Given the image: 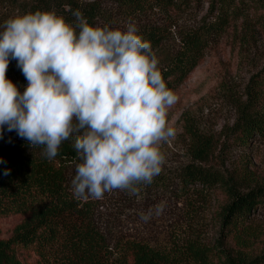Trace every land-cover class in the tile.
Here are the masks:
<instances>
[{"label": "trees", "instance_id": "1", "mask_svg": "<svg viewBox=\"0 0 264 264\" xmlns=\"http://www.w3.org/2000/svg\"><path fill=\"white\" fill-rule=\"evenodd\" d=\"M112 1L117 18L133 20L153 8L187 11L205 2ZM249 2L253 5L252 13ZM256 2L207 0L208 10L201 24L181 36L179 50L160 68L167 87L172 91L179 87L204 58L210 42L232 25L239 22L245 33L264 29V12L257 14ZM17 9L21 13L55 11L72 24H75L72 12L77 9L92 26H97L98 21L110 25L114 20L96 3L86 6L78 5L76 0H0V23ZM138 29L154 52L168 39L166 30L158 25L147 24ZM6 77L25 79L16 60L10 58ZM247 96L233 127L244 144L256 132L264 136V117L250 113L253 94L248 92ZM73 143L74 140L64 142L59 154L51 160L43 155L42 146L30 147L24 138L0 146V216L16 214L21 218L10 237L0 239V264H23L24 255H35L36 264H264V254L254 255L257 230L250 221V214L264 204V187L238 192L232 182L211 166L189 165L175 177L161 172L152 184L142 186L139 196L133 197L144 198L160 192L188 196L198 186L224 187L230 191V203L219 212V237L205 241L194 227L187 228L183 238L172 240L167 247L152 245L132 235L118 238L108 232V237L95 221L91 203L75 199L71 192V179L75 175L72 161L76 157ZM196 154L199 161L205 162L212 153L203 148Z\"/></svg>", "mask_w": 264, "mask_h": 264}, {"label": "clouds", "instance_id": "2", "mask_svg": "<svg viewBox=\"0 0 264 264\" xmlns=\"http://www.w3.org/2000/svg\"><path fill=\"white\" fill-rule=\"evenodd\" d=\"M72 15L75 24L55 11L17 9L0 23V133L6 126L30 147L42 146L49 160L74 140L77 200L114 191L139 196L166 164L177 97L134 21L122 30L92 26L79 9ZM10 58L27 81L22 93L6 77ZM165 206L141 211L140 219Z\"/></svg>", "mask_w": 264, "mask_h": 264}, {"label": "rangeland", "instance_id": "3", "mask_svg": "<svg viewBox=\"0 0 264 264\" xmlns=\"http://www.w3.org/2000/svg\"><path fill=\"white\" fill-rule=\"evenodd\" d=\"M76 1L86 6L96 3L114 18L110 25L98 21L99 26L123 30L130 19L117 18L112 0ZM250 3L248 9L252 13ZM255 4L259 7L257 14L263 13L264 0H257ZM207 10L205 0L201 6L187 11L153 8L131 20L137 27L155 24L166 30L168 39L155 52L162 68L179 50L181 36L199 26ZM240 27L238 22L215 37L199 65L173 90L177 102L169 111L168 121L176 129V135L171 143L163 146L166 164L162 173L175 177L189 165L211 166L232 182L236 191L246 193L264 187V136L256 132L244 144L233 127L240 109L247 103L248 92L253 94L250 113L264 117V29L245 33ZM7 79L21 93L27 86L26 79ZM20 139L5 126L0 133V146L15 144ZM203 148L212 153L205 162L199 161L196 154ZM229 192L224 187L198 186L188 196L160 192L141 198L114 191L105 193L102 200L88 201L94 208L95 221L108 237V232L118 238L132 235L152 245L167 247L172 240L183 238L187 228L192 227L205 241L216 240L221 226L219 212L230 203ZM161 202L166 205L161 215L153 214L147 222L140 219L141 211L146 212ZM20 219L16 214L0 216V239L9 238ZM250 221L257 230L254 255L264 254V204L250 214ZM21 260L23 264H36L37 257L24 255Z\"/></svg>", "mask_w": 264, "mask_h": 264}]
</instances>
